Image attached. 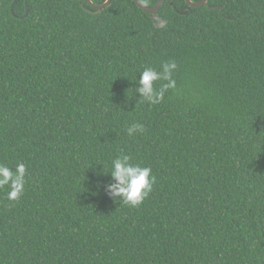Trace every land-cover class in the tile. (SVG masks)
<instances>
[{"label":"trees","instance_id":"obj_1","mask_svg":"<svg viewBox=\"0 0 264 264\" xmlns=\"http://www.w3.org/2000/svg\"><path fill=\"white\" fill-rule=\"evenodd\" d=\"M12 1L0 163L26 183L0 188V264H264V0H164V26L133 0ZM167 61L175 89L139 99V72ZM121 152L155 177L135 208L102 186Z\"/></svg>","mask_w":264,"mask_h":264},{"label":"clouds","instance_id":"obj_2","mask_svg":"<svg viewBox=\"0 0 264 264\" xmlns=\"http://www.w3.org/2000/svg\"><path fill=\"white\" fill-rule=\"evenodd\" d=\"M176 69L175 61L164 62L159 69L145 66L139 72V86L136 87L135 92L139 93V99L142 98L151 105L160 104L166 93L176 87L174 79ZM157 81L164 82L158 89L155 86ZM144 131V125L139 122L131 123L126 129L130 138ZM25 175L26 165L23 163H18L15 170L0 163V188L8 187L7 198L10 201L19 200L23 195ZM105 175H109L111 179V182L102 185L106 194L131 208L140 206L150 195L155 184L152 169L133 163L132 157L123 152L111 160L110 171Z\"/></svg>","mask_w":264,"mask_h":264},{"label":"water","instance_id":"obj_3","mask_svg":"<svg viewBox=\"0 0 264 264\" xmlns=\"http://www.w3.org/2000/svg\"><path fill=\"white\" fill-rule=\"evenodd\" d=\"M86 1L94 9V13L101 12L111 2V0H105L101 4H94L91 0H86ZM133 1L144 12H146V13L151 15V18H152L153 23H154L155 26H164L165 25V20L160 19L159 15H158V10H159V8L162 5L164 0H157V2L153 6H146L140 0H133ZM185 1H186L187 5L190 6V7H200V6L207 5V1L208 0H199V1L185 0ZM16 2H17V0H13L12 3H11L10 9H11L12 13H14V5H15ZM27 12H28V7H26L25 14H27ZM182 13L183 14H187L188 10H185Z\"/></svg>","mask_w":264,"mask_h":264}]
</instances>
